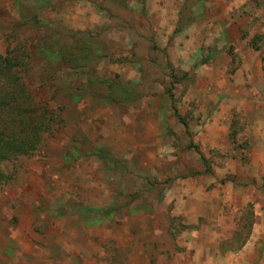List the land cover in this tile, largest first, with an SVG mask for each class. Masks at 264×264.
Returning <instances> with one entry per match:
<instances>
[{
    "label": "rangeland",
    "instance_id": "1",
    "mask_svg": "<svg viewBox=\"0 0 264 264\" xmlns=\"http://www.w3.org/2000/svg\"><path fill=\"white\" fill-rule=\"evenodd\" d=\"M22 48L0 264H264V0H0V72Z\"/></svg>",
    "mask_w": 264,
    "mask_h": 264
},
{
    "label": "trees",
    "instance_id": "2",
    "mask_svg": "<svg viewBox=\"0 0 264 264\" xmlns=\"http://www.w3.org/2000/svg\"><path fill=\"white\" fill-rule=\"evenodd\" d=\"M20 13L24 14L25 10H21ZM179 29L180 26L176 22L172 33L178 32ZM251 41L253 42V40ZM87 42L86 40L76 41L63 46L57 45L55 41H52L49 42L50 49H46L45 52L59 56L62 62L65 63L74 58L75 50L83 56L91 55L87 52L89 50ZM92 53H95V51ZM29 56V51L26 48L20 49L15 55L9 57L10 59H4L6 64L5 71L0 72V160L9 159L17 152H25L38 137L35 134L39 131L40 125L38 126L35 123V118L31 120L36 109L28 107L33 97L24 88V82L19 81V73L16 71L20 68L27 69L30 63ZM13 123L19 125V129L16 132L9 128V125ZM187 146L196 149L191 141L188 142ZM95 155L105 162L116 163L104 150H97ZM200 158L203 160L201 155ZM111 209L112 207L109 206L104 209L89 210L97 214H107Z\"/></svg>",
    "mask_w": 264,
    "mask_h": 264
},
{
    "label": "crops",
    "instance_id": "3",
    "mask_svg": "<svg viewBox=\"0 0 264 264\" xmlns=\"http://www.w3.org/2000/svg\"><path fill=\"white\" fill-rule=\"evenodd\" d=\"M252 224V223H251ZM240 247V245H238L236 248H234V250H238V248Z\"/></svg>",
    "mask_w": 264,
    "mask_h": 264
}]
</instances>
